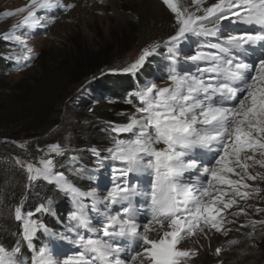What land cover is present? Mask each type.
Here are the masks:
<instances>
[{
	"label": "snow or ice",
	"instance_id": "snow-or-ice-1",
	"mask_svg": "<svg viewBox=\"0 0 264 264\" xmlns=\"http://www.w3.org/2000/svg\"><path fill=\"white\" fill-rule=\"evenodd\" d=\"M163 2L175 15V33L167 40L146 46L130 64L102 72V75L135 76L146 60L157 53L161 43L167 47L169 85L157 88L150 83L130 92L125 103L132 104L135 99L139 106L128 116L127 123L109 122L112 143L104 150L107 155L95 146L89 150L97 158L95 172L105 167V161L119 162L120 166L111 171L112 186L103 195L96 190L83 192L63 172L55 171L56 162L51 154L63 156L65 152L59 144L48 146V158H41L39 166L26 165L29 187L43 180L54 184L73 201L67 233L74 236L64 235L61 240H67L78 250L65 256L62 264H182L196 254L178 247L185 233L192 235L196 229L202 232L206 227L219 232L222 223L234 222L226 220L221 215L223 209L215 205L223 203L227 209L236 201L230 198L224 203L223 191L215 189L214 195L208 186L199 184L195 173L226 183L232 186V194L247 198L249 193H241L237 186L247 188L243 184L245 177L255 180L259 174L250 175L246 161L252 160L264 167V0H217L209 7H197L192 12L181 10L176 0ZM204 2L193 0L194 5ZM73 7L74 4H65L62 0H29L27 6L15 10L26 14L4 33L3 39L8 42L18 31L42 27L45 20L52 23L54 9L68 11ZM13 15L12 11L4 13L5 17ZM229 20L249 27L225 34L221 28ZM192 36L206 41L187 57V62L195 65V71H178L182 43ZM20 43L26 49L23 56L26 64L34 53L25 42ZM257 51L259 57L250 60ZM4 58L16 59L11 54ZM121 134H129L130 138L123 139ZM161 144L163 147H157ZM197 150L213 153L215 164L205 165ZM256 153L261 159H256ZM76 160L75 155L69 157L70 162ZM236 167L241 171L236 172ZM227 173L240 176V180L226 179ZM145 176L150 181L147 186L141 180ZM86 200L91 204H86ZM138 203L141 207H137ZM144 204L150 219L142 225L141 232L138 221ZM48 211L45 204L26 215L20 206L14 210L15 220L23 222L20 235L33 253L31 264H60L53 259L50 249L41 247L37 251L32 243L38 231L50 234L42 221L33 219L36 213ZM257 211L264 209L257 208ZM92 213L100 218L97 221L100 228L95 227ZM242 213L243 209L232 215ZM250 223L254 226L256 222ZM151 232L162 235L153 239ZM247 235L251 237L252 233ZM118 240L129 243L121 246ZM216 252L219 254L221 249L217 248ZM122 253H127L124 259H121ZM20 256L19 242L11 250L0 245V264H28Z\"/></svg>",
	"mask_w": 264,
	"mask_h": 264
},
{
	"label": "rangeland",
	"instance_id": "rangeland-1",
	"mask_svg": "<svg viewBox=\"0 0 264 264\" xmlns=\"http://www.w3.org/2000/svg\"><path fill=\"white\" fill-rule=\"evenodd\" d=\"M176 2L181 10L187 9L192 12L193 0H176ZM28 4L29 0H0V140L4 145L9 143L10 146H14L19 153L13 156L10 152L0 153V224L4 227L0 230V235L4 239L12 235L10 230L5 228L15 221L14 210L17 207L13 197L8 194L6 184L19 182L23 187L25 192L22 191V193L27 197V205L24 206V212L22 211L24 215L28 212L35 213L38 205L36 203L34 205V201L41 197L46 204L53 197V200L60 204L59 209L68 205L67 199L69 203L72 201L69 195L58 191L54 184L49 185L43 180L32 183L31 187L27 184L26 165L33 163L39 166L41 158H48L46 154L49 145L59 144L65 150L63 156L51 154L57 165L55 171L63 172L69 181H74V185L80 187L81 191L84 190L81 188L82 178L76 171L78 168L75 165L85 169L90 162L94 161L95 156L89 151L93 146L103 155H107L104 150L111 145L112 141L108 139L105 144L99 142L90 144L82 141L81 139L88 136L87 129L92 124H86L87 120L78 117L73 111L74 106L69 105V101L65 98L72 93L73 100H85V98L88 100L90 95L88 101L92 108L106 101L107 104H114L115 101L103 96V87H106L109 77L107 78L108 74L102 75V72L107 73L108 69L130 64L146 46L167 40V36L173 35L176 30L175 15L167 5L163 4L164 13L161 16L153 17L155 9L153 0H104L103 3L100 0H92L88 6L80 3L71 10H60L62 14L60 17L55 14L52 23L45 20L42 27L18 31L10 41L6 42L3 39L4 33L9 32L12 26L18 24L26 14L16 13L15 10ZM8 11H12L14 15L5 17L4 13ZM116 11L121 12L123 17H118ZM40 14L43 15V13ZM124 14L131 17L125 21ZM20 42H25L34 53L33 58L26 64L23 62L26 49ZM160 48L167 54V47L162 43ZM186 53H181V56ZM9 54L16 59H5L4 57ZM43 61L46 65L45 71H49L47 74L51 75L42 85L45 102H48L44 104L46 110L37 118H29L26 122L19 121L16 118L30 112L36 104L38 105L30 99L32 90L30 81L34 80L38 74L37 68L41 67ZM181 61L180 58L179 62ZM164 63L169 65V61ZM155 74L156 77L153 80L138 84L137 88L150 83H154L157 88L169 85L167 74L162 73L160 69H157ZM94 77L98 79H93ZM95 90L101 93L102 97L95 95ZM126 98L121 102L122 105L117 107L118 113L123 112L126 115H121L120 119L114 120L116 124L127 123L128 116L134 114L136 107L139 106V102L135 99L132 104L125 103ZM49 105L52 107L49 108ZM58 109H60L59 119L55 123L52 119ZM30 127H32L31 130L25 131ZM10 132L16 137L11 136ZM122 135L124 134H121V138ZM105 136L109 138L108 133ZM128 136L130 138L129 134ZM157 147H163V145H157ZM74 155L78 157V160L68 164L69 157ZM256 159H261L259 153H256ZM17 161L20 163L18 164ZM246 163L249 165L247 171L250 175L259 174L255 180L245 177L243 184L248 185L247 188L237 186L241 193H249L247 198L232 194V186L226 183L215 186V189L223 191L224 203H227L230 198L236 201L227 209L223 208V203L215 205L223 209L221 215L226 220L234 222L222 223V230L219 232L206 227L202 232L196 229L194 234L184 237L178 247L181 250L194 251L196 254L183 260L182 264H187L198 256L199 262H204V258L208 259L217 254V248L238 245L240 239L244 240L242 243L246 245L248 251L251 249L256 254L255 262L251 261L247 264H264V223H261L264 221V211H257V208L264 209V179L260 178L264 176V167L254 164L252 160ZM67 165L68 167L65 168ZM240 171L241 169L236 167V172ZM226 178L240 180V176L234 173L226 174ZM254 189L259 191L254 192ZM54 195H57L56 199ZM54 206L57 205L49 204L47 207L51 211V207ZM59 209L57 213L61 212ZM241 209H243L242 214L232 215V213L240 212ZM43 215L44 213H36L33 219L41 221ZM253 221L256 222L254 226L250 223ZM151 233L154 234L153 239L160 235L157 232ZM248 233H252L251 237L247 235ZM230 241H237L238 244L230 243Z\"/></svg>",
	"mask_w": 264,
	"mask_h": 264
},
{
	"label": "trees",
	"instance_id": "trees-1",
	"mask_svg": "<svg viewBox=\"0 0 264 264\" xmlns=\"http://www.w3.org/2000/svg\"><path fill=\"white\" fill-rule=\"evenodd\" d=\"M156 60L157 58L155 56L149 57L146 60L145 68L142 71H139L137 75H135L136 78L149 74L150 71H152V67L155 64ZM41 67L37 68L38 74L35 76L34 80L30 81V84L32 85V88H31L32 90L30 91V99L32 102H34V104L38 103V105L36 104L30 112L25 113L23 116H19L18 118H16L19 121L26 122L29 118H32V119L37 118L38 115L43 114V112L46 110L45 109L46 106L44 104L48 102H45L46 100L43 95L42 85H43V82L45 83L46 80H48L49 77H51V75L47 74L49 71H45V67H46L45 61H43V63L41 64ZM107 78H108L107 85L106 87H103V91H106L105 95H107L108 97L110 96L109 99L115 101L116 104L115 103L107 104L108 102L106 101V103L102 102L101 104H97L96 108L94 107L92 108L88 101L89 97H88V100L85 98V100L76 101V100H73L72 98L73 95L71 93L65 98V100L67 99L69 101V105L74 106L73 111L76 112L78 117H80L83 120H87L88 123L86 122V124H89V125L92 124V126L90 125L87 129L88 136H86L84 139H81L82 141H85L86 143L87 142L90 144H93V143L98 144L97 142L103 143V144L107 143V140L109 138L105 135L108 133L107 130L109 129L108 122L110 121L113 122L114 120L120 119V117H122L121 115H119L120 113L117 112V107L119 108V106L122 105L121 102L124 100L123 99L124 91L128 90L130 87L133 86V80L130 78V75L118 76L116 74H108ZM98 89H102V88H98ZM50 107L52 106L49 105V108ZM59 110L60 109L56 110V113L54 114V119H52L55 121V123H57L56 121L59 119L58 118ZM32 127H30L29 129H25V131L31 130ZM10 133L9 135L12 134L11 136L16 137V135H13V133L11 134ZM39 134H44V133L39 132ZM9 152L12 154L11 156L19 154L18 151H16V148L14 146H10L9 143L4 145L2 144L0 140V153L7 154ZM87 174L88 172H86L85 170V172L83 173L84 178H82V182H81L82 185H85L86 183L90 182V179L85 178L86 177L85 175ZM6 185L9 191L8 194H10V197L11 196L13 197V201L17 203L21 200L22 206H26L27 205L26 202L23 201L24 199H23L22 191L24 192V189L21 186V184L19 182H16L15 184L9 183ZM56 208L55 206L53 208L51 207L50 212H54ZM14 224L15 222H11V225L5 229H9L10 232L14 230L18 231V229L16 228ZM1 225L2 224H0V230L4 228ZM1 239H2V242L6 245V247L10 249L11 246L9 245L13 241L12 237H9L8 239H4L1 235ZM243 241H241L240 239V244L237 243L238 245H232V246L229 245V246L221 247L220 248L221 252L219 254H216L213 257H209L208 259L204 258V262H199L200 257L198 256V257H194L192 260L187 262V264H247L248 262H251V261L255 262L254 260V257H256L255 252L251 251V249L250 251H248L246 245L242 243ZM235 246H239V247H235ZM263 254H264V251H263Z\"/></svg>",
	"mask_w": 264,
	"mask_h": 264
},
{
	"label": "bare ground",
	"instance_id": "bare-ground-1",
	"mask_svg": "<svg viewBox=\"0 0 264 264\" xmlns=\"http://www.w3.org/2000/svg\"><path fill=\"white\" fill-rule=\"evenodd\" d=\"M91 2H92V0H62V3H65V4L72 3L74 5H80V3H84L86 6H88L89 4H91ZM216 2H217V0H205V2L202 5H194L192 3V5H191V11H195L197 7H204V8L209 7V6H211V4L216 3ZM163 4H164L163 0H160V1L153 0V5H154V8H155L154 11H153V17H159V16H161L162 13H164L162 6H164L165 4L164 5ZM69 10H71V9H69ZM52 13H54V15L57 14L58 17H60V15L62 14V12L59 9L52 10ZM198 14H203V12H200ZM116 15L118 17H121V18L123 17V14H121V12H118V11H116ZM130 17H131L130 15L124 14V20L125 21H126V19H129ZM105 92L106 91H104L103 96H107V95H105ZM109 98H110V96H109ZM67 201H68V204H69V200L68 199H67ZM55 208H56V210H54V211H57L59 209L58 206H55ZM67 225H68V223H67ZM142 225H141V227H142ZM141 232H143V227H142ZM149 235H150V238H153L154 237V234L153 233H150ZM160 235H162V233H160ZM118 243H120V241ZM123 243H129V242L123 241ZM71 246H73V244ZM135 250L138 251V249H135Z\"/></svg>",
	"mask_w": 264,
	"mask_h": 264
}]
</instances>
